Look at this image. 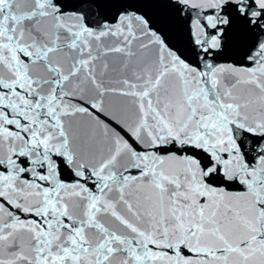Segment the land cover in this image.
<instances>
[{
	"label": "snow or ice",
	"instance_id": "snow-or-ice-1",
	"mask_svg": "<svg viewBox=\"0 0 264 264\" xmlns=\"http://www.w3.org/2000/svg\"><path fill=\"white\" fill-rule=\"evenodd\" d=\"M0 264H264V0H0Z\"/></svg>",
	"mask_w": 264,
	"mask_h": 264
}]
</instances>
